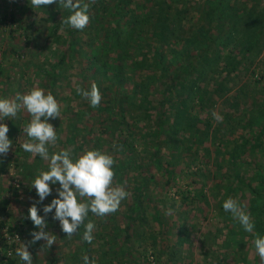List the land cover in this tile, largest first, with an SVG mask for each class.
<instances>
[{
    "label": "trees",
    "instance_id": "16d2710c",
    "mask_svg": "<svg viewBox=\"0 0 264 264\" xmlns=\"http://www.w3.org/2000/svg\"><path fill=\"white\" fill-rule=\"evenodd\" d=\"M92 8L101 26L86 41L90 52L80 53L86 61L82 78L86 90L97 85L102 100L93 108L85 97L79 106L83 109L68 111L73 117L67 120L64 145L74 155L91 149L109 153L115 160L114 185L126 181L129 200L96 225L109 253L129 256L135 250L130 243L135 233L141 243L153 239L150 249L159 264L161 238H144L139 231L150 230L151 221L164 228L159 207L166 204V195L157 198L151 187L167 192L176 180L190 179L173 198L186 207L203 201L209 184L216 216L229 233L220 243L213 238L214 250L208 242L200 264H264L253 245L257 234L264 235V74L254 71L252 79L240 81L264 53V0H102ZM10 22L24 32L32 30L33 23ZM26 39L28 45L30 36ZM76 52L73 43L66 54L73 59ZM63 64L64 58L50 76L59 77ZM88 113L99 120L78 131ZM209 148L213 159L202 154ZM197 178L204 187H195ZM229 197L250 214L252 233L223 210ZM10 230L22 240L19 226ZM83 231L82 225L80 236ZM120 236L124 241L117 249ZM251 250L253 259L248 257Z\"/></svg>",
    "mask_w": 264,
    "mask_h": 264
},
{
    "label": "rangeland",
    "instance_id": "374dc122",
    "mask_svg": "<svg viewBox=\"0 0 264 264\" xmlns=\"http://www.w3.org/2000/svg\"><path fill=\"white\" fill-rule=\"evenodd\" d=\"M101 1L82 0L83 3L89 4L91 18L88 26L83 31L77 32V30L71 29L63 23L68 13L59 5H42V9H36L32 7L31 0H0V97L11 99L14 98L16 93L25 94L34 86H39L55 96L60 105L61 115L59 119L50 121L56 128L58 135L56 144L49 146L50 153L71 149V146L64 145L65 136L68 135L66 131L67 120L73 117L68 115V111L70 110L72 114H75L78 108L83 109L82 106H79L84 104L85 97L77 89L86 90L84 86L86 78H82V68L86 61L80 53L90 52L86 41L92 31L94 29L99 30L101 26L100 19H97L96 11L92 8L94 4L97 5ZM12 18H15L17 22H21L20 24L27 23L26 25H29L33 23L32 30L24 32L23 29L16 26L17 24L10 22ZM27 35L30 36L28 45L26 44ZM73 43L75 47L77 45L80 52H76L72 55L73 59H70V56L66 53ZM63 58L64 64L62 67L64 70L61 72L58 70L60 76L53 78L50 74L54 66ZM254 71L256 74H264V53L256 60L254 66L248 72L247 78L240 79V81L252 79V72ZM237 82L239 83V81ZM150 99H154L152 104L155 105L157 97L152 95ZM18 117L7 118L8 120L4 121L10 129L8 135L12 140V147L5 156H0V211H2L0 223L7 222L10 226L17 228L20 225L19 230L25 237L24 239L22 237L23 242L19 243L18 249L22 247L21 244L28 245V251L33 256V264H83L82 257L84 255H88L90 260L93 259L95 264H157L154 261L153 250L150 249L153 239H144V243H141L140 237L135 233L132 234L130 239V243L135 250L129 256L125 255L123 251L122 254L118 253V257L115 258L112 253H109L105 238L102 239V228L97 227L99 226L98 222L102 223L104 217L95 220L93 215L90 214L88 220H91L97 226L93 232V242L91 244L87 243V247L82 241V234L80 236L81 228L77 234H73L71 238H68L66 237L67 234L60 230L58 222L51 219V214H49L45 231L56 236L53 245L49 247L43 240L31 243L30 233L36 229L26 217L28 208L37 199L35 190L31 188V180L38 174L39 170H47L48 163L39 157L33 158L30 153L25 152L21 147L23 143L28 141L23 128L31 117L23 109L18 113ZM92 118V115L88 113L78 127L76 126L78 131H86V126L99 120L95 118L93 121ZM97 129L100 128L97 127ZM77 140L75 141L76 145H79L81 141ZM202 154H208L209 159L214 157L213 150L210 148L203 150ZM23 164L27 168L24 169ZM209 168L212 170L211 164ZM189 180H176V185L172 186V189L167 192L164 189L151 187L154 196L166 195V204L162 202L159 207V217L164 228L160 230L158 224L151 221L150 230L142 227L139 228V231H144V238L156 237L157 242L161 238V241L157 243V247L160 249L157 251L161 252V262L159 264H200L202 261L201 254L207 251L208 242L214 250V245L220 243L224 237L229 235L228 229L223 230V219L216 216L214 203L210 191H208V188L210 189L208 182H205V185H207L203 201L197 203L195 201L186 207L181 205L179 200H175L177 198H173L175 190H185ZM196 180L199 181V184L195 186L196 188L204 187L202 178ZM122 186L128 192L125 187L126 181ZM128 196L126 197L127 200H129ZM52 198V196H49L43 204L50 203ZM171 199L176 201L174 206ZM42 206L37 205L38 208H42ZM124 208L123 205L121 211ZM38 214H42V212ZM20 217H23L24 220L22 221ZM107 223L108 221H105L103 225L107 226ZM3 228L0 229V245L2 244ZM218 231H220L219 234H217ZM162 232L163 236H161ZM204 236H207V238H204ZM215 236L217 239L214 244L213 238ZM178 238L181 240L180 243H176ZM122 241H124L123 237L116 240L115 247L117 249L122 245ZM143 251L146 252L144 256L140 254ZM252 253H254L253 250L248 255L249 259H253L254 255ZM155 257H158V255ZM215 257L220 260L221 254L215 255ZM99 261L100 263H98ZM229 262V260H226V262H220V264H229ZM12 264H23V261L16 255Z\"/></svg>",
    "mask_w": 264,
    "mask_h": 264
},
{
    "label": "clouds",
    "instance_id": "9594fccd",
    "mask_svg": "<svg viewBox=\"0 0 264 264\" xmlns=\"http://www.w3.org/2000/svg\"><path fill=\"white\" fill-rule=\"evenodd\" d=\"M31 4L36 9H42V5H59L68 13L63 23L77 31H83L90 22V6L82 0H31ZM77 91L87 98L91 107L100 105L102 96L95 83L90 90L78 88ZM21 109L31 117L23 128L28 141L21 147L33 158L39 157L48 163L47 170H39L31 180V188L37 197L28 208L26 217L36 229L30 233L31 243L43 240L49 247L53 245L56 236L45 231L51 214V219L58 222L60 230L68 238L77 234L83 225L82 240L91 244L96 224L88 220L89 214L103 218L115 213L121 201L129 195L122 185L113 183L116 174L113 156L99 149L86 150L79 155L67 149L50 153L49 146L55 145L58 140L56 128L50 121L59 119L61 111L55 96L39 86H34L25 94L16 93L11 99L0 97V156H5L12 147L8 135L10 129L4 121L7 118H19ZM213 115L221 119L215 113ZM49 196L53 198L44 205L43 202ZM37 205L43 206L38 208ZM222 208L233 215L244 232H253L255 224L250 214L241 208L236 199L229 197L223 202ZM40 212L42 214H38ZM21 245L16 255L23 264H33L28 245ZM253 245L261 262H264V235L257 234ZM82 261L83 264H95L88 255H84Z\"/></svg>",
    "mask_w": 264,
    "mask_h": 264
},
{
    "label": "built area",
    "instance_id": "2783aa9c",
    "mask_svg": "<svg viewBox=\"0 0 264 264\" xmlns=\"http://www.w3.org/2000/svg\"><path fill=\"white\" fill-rule=\"evenodd\" d=\"M2 229V238L0 245V264H10L16 250L18 249V245L21 241V235L16 233L17 231L11 232L10 226L7 222L3 223ZM7 247L5 251H3L2 246Z\"/></svg>",
    "mask_w": 264,
    "mask_h": 264
},
{
    "label": "crops",
    "instance_id": "0c3cea01",
    "mask_svg": "<svg viewBox=\"0 0 264 264\" xmlns=\"http://www.w3.org/2000/svg\"><path fill=\"white\" fill-rule=\"evenodd\" d=\"M2 204H4V203L2 202ZM6 213H7V212H6ZM0 215H2V211H0ZM20 218L22 219V221L24 220L23 217H20ZM19 226H20V225H19ZM27 236H28V235H27ZM24 237H25V236H23V239H24ZM23 239H22L21 243L23 242Z\"/></svg>",
    "mask_w": 264,
    "mask_h": 264
}]
</instances>
